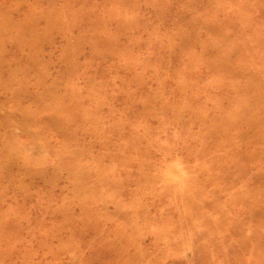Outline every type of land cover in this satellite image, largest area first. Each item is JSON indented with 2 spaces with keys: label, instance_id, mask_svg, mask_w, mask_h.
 <instances>
[{
  "label": "rangeland",
  "instance_id": "1",
  "mask_svg": "<svg viewBox=\"0 0 264 264\" xmlns=\"http://www.w3.org/2000/svg\"><path fill=\"white\" fill-rule=\"evenodd\" d=\"M0 264H264V0H0Z\"/></svg>",
  "mask_w": 264,
  "mask_h": 264
}]
</instances>
